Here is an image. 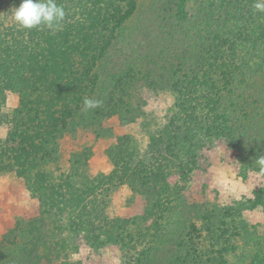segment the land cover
<instances>
[{"label":"rangeland","instance_id":"374dc122","mask_svg":"<svg viewBox=\"0 0 264 264\" xmlns=\"http://www.w3.org/2000/svg\"><path fill=\"white\" fill-rule=\"evenodd\" d=\"M136 1L138 10L128 22L127 31L104 53L102 60L94 59L97 41L91 46L66 45L64 48L70 52L67 62L53 52L54 45L46 47L45 57L50 60L45 59L46 78L52 90L46 94L32 92L28 99L39 97L43 106L53 94V99L58 98L56 102L71 106L74 115L63 113L66 106L60 103L45 121L49 130L46 143L56 144L53 156L26 158L22 171L8 160L9 170L0 172V242L18 221L28 223L43 216L51 245L41 248V264H188L190 258L186 254L194 251L198 243L200 247L213 245L215 249L234 247L224 254L227 264H264V165L258 163V158L264 157V41L255 46V38L249 36L252 27L254 35L264 33V12L254 11L252 5L256 0H191L185 3L181 15L189 21L190 31L201 25L209 11L215 23L220 21L217 26L223 22L227 28L220 30L222 34L214 42L213 38L207 41L213 25L196 28L194 37L205 34V41L201 42L197 36L187 38L177 31L174 44L170 43V33L177 23L175 16L180 15L177 0ZM248 13L255 15V25L245 24V42L242 35L238 38L241 29L236 28L242 23L241 15ZM66 31L74 34L73 28ZM168 44L170 48L177 44L178 50L187 47L194 56L188 62L194 73L209 68V61L224 62L233 79L230 87L220 92L223 97L215 111H201L202 105L192 106V118H198L199 126L205 128H198L202 135L193 140V147L198 148L192 159L182 162L184 170L170 163L168 168L163 167L164 180L170 186V210L154 224L157 217L147 216L150 212L146 214V210L154 202L157 186L146 184L144 174L133 175L136 188L141 183L147 185L145 196L129 184L128 175L121 180L113 177V156L126 160V144L122 140L131 143L139 156H146L151 138L159 135L176 112L175 80L168 76L169 65L161 54ZM71 61L72 64L68 63ZM85 65L89 76L79 87L77 79L82 77ZM63 69L76 72L74 76L57 77L55 74ZM31 73L32 69L27 71L28 83L39 85L36 74ZM128 74L131 80L124 76ZM68 80L73 84L62 90ZM93 86H98L95 94L91 92ZM215 91L201 88L195 91L194 99H210ZM109 95L120 100L115 107L111 106L110 115L103 105V98ZM2 96L4 112L11 113L19 107L21 99L15 91ZM98 96L102 103L94 119L95 114L93 118L85 115L82 99ZM30 106L31 103L26 115L29 109H36ZM38 113L43 117L41 110ZM210 127L221 132L215 133L218 130L213 132L212 128L208 131ZM6 130L0 128L1 139L6 137ZM121 150L123 153H119ZM50 157L53 159L49 161ZM51 178L54 181L51 180L53 185L47 194L36 190L37 183L45 186ZM236 206L238 214L228 216L227 210ZM98 211L108 220L129 221L127 229L134 236L139 229L153 227L154 232L151 230L147 242L137 245L134 255L114 241L103 239L94 243L96 232L90 223L97 225ZM234 227L236 230L232 231Z\"/></svg>","mask_w":264,"mask_h":264},{"label":"trees","instance_id":"16d2710c","mask_svg":"<svg viewBox=\"0 0 264 264\" xmlns=\"http://www.w3.org/2000/svg\"><path fill=\"white\" fill-rule=\"evenodd\" d=\"M189 1L191 0H177L176 6L179 9L180 15L176 13L175 19L177 23L173 29L174 32L170 33L172 39L170 43H177V31H180V34L184 35V37L196 38L197 34L195 37L194 34L197 32V27L202 26L206 29L212 25L215 28L212 26L211 35L209 34L207 36V41L212 38L213 42L218 40L219 36L222 34L220 30L227 27L223 22L217 26L216 24L220 21L215 23L211 18L210 11L207 13V18L201 21V25L194 29L192 28L191 31L189 30L187 25L189 21L187 22L185 18L181 17L184 5ZM20 3L21 0H0V31L3 30V33H0V128L5 127L7 129L6 137L3 139L0 138V172L9 170L8 160L14 165L20 166V171H22L24 169V159H35L36 156L41 154L53 156V154L56 153V144L54 142L46 143L49 138V130L44 124L49 116L51 114L53 115L58 109L57 104L61 103L63 106H66V103L63 101L56 102L58 98L53 99V94L49 97L51 101L43 106L40 104L41 99L39 97L38 100L28 99L32 92H39V94L43 92V94H46L47 90H52V86L48 85L46 78L48 77V73L46 74L45 61H50L48 57H45L48 52L46 47L54 45L56 51L53 52H56L58 56L64 58V61L67 62L70 52L68 49L64 48L66 45L69 47L71 44L76 46L80 44L91 46L97 41V53L94 59L102 60L104 53H107L108 49H111L114 45V42H116L121 35L123 36L125 34L128 22L134 18L135 12L138 10L136 0H57V3L62 4L67 12L66 20L59 31L52 32L49 30L37 29L25 31L19 29L12 19L13 8L18 7ZM248 14L241 15L240 20H242V23L240 25L238 24L236 28L241 29V31L239 30L238 32V38L242 35V39L245 42L248 41V39L244 40L243 38L246 31L245 24L249 26L255 25V20L253 19L255 15L251 13ZM68 28H73V35L70 31H66ZM253 30L254 28L252 27L249 31V36L255 38L254 40L252 39L253 43L264 41V33L261 32L256 36ZM97 32H99L100 38L97 37L99 35H96ZM104 33L107 34L103 35ZM202 36L200 34L197 36L199 37V42L204 40L205 34ZM210 36L212 37L209 38ZM71 39L73 42H69ZM224 41L227 40L225 39ZM180 44H184V46L187 45L185 42ZM184 46L181 47V50H178L177 44L173 48H170L168 44L166 48H164V51L161 52L167 59V65H169L167 74L175 80L173 88L177 98L175 103L176 112L173 117L170 118L168 125L163 128L158 136L151 138L146 156H139V151H133L132 144L124 140H122V142L126 144L123 145L125 148L124 155L127 156L126 160L113 156L114 162H116L114 163V171L112 172L114 174L112 175L113 177H118L121 180L128 175L129 184L135 188L136 191H141V194L146 193L145 196H147L148 193L144 191L147 185L141 183L139 185L140 187L136 188L133 175L137 173L144 174L148 180L146 184H154L157 186L154 202L150 209L148 208V210H146V214L149 212L151 213L147 216L157 217L154 224H158V221L163 218L161 214H165L166 211L170 210V198H168L170 186H168L164 180L162 174L163 167L168 168V163H170L171 165L173 164L175 168L182 167L184 170L185 164L182 162L192 159L196 148H198V146L193 147V140L195 137L202 135L197 132L198 128H205V125L199 126L200 120H198V118H192V106L197 104L198 108L202 105L201 111L203 109V111L207 112L215 111L220 104V99L223 97V95H220V92H223L224 88L230 87V83L233 79L230 68H228L224 62H221V64H214L209 61V68H202L199 73H194L195 70L191 69L193 68L191 67L192 65H188V62L193 60L194 56L187 47ZM209 49L211 50L213 48L209 47ZM81 54L84 53L82 52ZM81 59L83 64L85 57L82 56ZM42 60L43 62L40 63ZM220 60H222L221 57ZM68 63L72 64L73 61ZM67 65L70 66L69 64ZM30 69H32L31 74H36L35 79L37 83L41 82L39 85H36L34 82L32 85L28 83L27 71H30ZM87 69L88 66L85 65L83 67V71H85L82 73V77L77 79L76 84H78L79 87L89 76V70ZM206 69L208 70L206 71ZM75 72L76 71H74V74ZM131 72L134 71L132 70ZM65 74H67V77L71 75L74 76V74L68 72L66 69H63L55 75L58 77ZM124 76L131 80L129 74ZM72 84L73 82L71 80L66 81V83L63 84L65 86L62 90L67 89ZM222 86L223 89L219 88ZM97 87L98 86H93L91 92L95 94ZM205 87L212 88L213 91L216 90L214 96H211L210 99L205 97L200 98L201 101L194 99L195 91H199L201 88ZM81 88H83V86H81ZM11 91H15L19 94V99L21 100L18 108L11 113H6L4 112L5 100L2 101V94ZM59 93L60 92L57 94ZM111 96L112 95H109L107 99L103 98L105 100L103 105L106 107V111H108L107 114L109 115L113 111L111 106L115 107L117 102L120 101L118 98L116 99L114 96ZM92 99L99 100V96ZM83 100L84 99H82V102ZM28 102L29 104L31 103V106L28 108L36 109H29V113L26 115V109L29 105ZM70 107L66 106L62 108L63 113L67 112L68 115H74ZM39 110H41L43 117H40L38 113ZM84 113L86 116L90 115L91 117L95 114L94 119H96L97 109ZM99 113L105 114V112ZM75 117L78 119L77 115ZM211 128L213 129L214 127H210L208 131H211ZM216 130L218 129H213V132ZM219 132L221 131L218 130L215 133ZM40 142H42V144H39ZM119 153H123V150ZM52 159L53 158L50 157L49 161ZM40 161L43 163V160ZM188 171L189 169H187V172ZM51 180L53 179L46 180L45 186L37 183L36 190L43 191L47 194L46 192H48L50 186L53 185ZM230 209L231 210H227L229 212L228 216L232 217L238 214L237 206L236 208L231 207ZM97 218V225H95V222L90 223L91 228L96 232V235L93 237L95 238L94 243H98L99 240L102 241L103 239L106 240V242L114 241L129 255L133 254L138 244L147 242L151 230L153 231V227H151V229L146 228L145 231L139 229L137 230V236H134L127 229L130 224L129 221L108 220L106 217H103L102 211H98ZM134 224L135 223H133V226ZM38 226L40 228H38ZM41 229L44 232L40 233ZM154 230L160 233L159 229ZM233 230H236L235 227L232 231ZM223 233L226 235L227 230L223 231ZM50 242L51 235H49V233L47 234L45 231L43 216L28 223L18 221L15 229L9 231L0 242V264H41V250L44 247L48 248L51 245ZM199 245L201 244L198 243V245L194 247V251L187 252L186 255L190 258V260L187 261L188 264H227L224 254L234 250V247L231 246L215 249L213 245L209 247H207V245L200 247ZM55 250L56 249L53 251L55 252ZM259 264H262V262Z\"/></svg>","mask_w":264,"mask_h":264},{"label":"clouds","instance_id":"9594fccd","mask_svg":"<svg viewBox=\"0 0 264 264\" xmlns=\"http://www.w3.org/2000/svg\"><path fill=\"white\" fill-rule=\"evenodd\" d=\"M255 12H264V0H256L252 5ZM67 12L57 0H21L18 7L13 8L12 19L15 25L25 31L32 29L59 31ZM102 101L85 98L83 110L92 111L101 106ZM258 163L264 165V157L258 158Z\"/></svg>","mask_w":264,"mask_h":264}]
</instances>
